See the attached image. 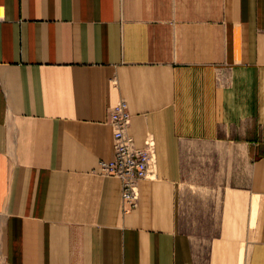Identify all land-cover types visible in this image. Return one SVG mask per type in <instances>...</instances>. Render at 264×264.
<instances>
[{
    "label": "crops",
    "instance_id": "obj_1",
    "mask_svg": "<svg viewBox=\"0 0 264 264\" xmlns=\"http://www.w3.org/2000/svg\"><path fill=\"white\" fill-rule=\"evenodd\" d=\"M0 11V264H264V0ZM121 100L154 146L134 209L98 166Z\"/></svg>",
    "mask_w": 264,
    "mask_h": 264
},
{
    "label": "built area",
    "instance_id": "obj_2",
    "mask_svg": "<svg viewBox=\"0 0 264 264\" xmlns=\"http://www.w3.org/2000/svg\"><path fill=\"white\" fill-rule=\"evenodd\" d=\"M2 13L0 11V18ZM108 123L113 131V159L100 161V174L111 176L121 181V197L128 209L137 207L139 192L138 183L151 176L154 169V146L151 139L141 149L134 146L128 134L130 116L127 103L119 101L109 110Z\"/></svg>",
    "mask_w": 264,
    "mask_h": 264
},
{
    "label": "rangeland",
    "instance_id": "obj_3",
    "mask_svg": "<svg viewBox=\"0 0 264 264\" xmlns=\"http://www.w3.org/2000/svg\"><path fill=\"white\" fill-rule=\"evenodd\" d=\"M212 208H215L217 210V204L216 202L212 203ZM210 213L213 215L212 218H209L210 220L208 221L209 223L207 224L205 221L202 220V226L205 227V225L207 226L206 228L210 229V227H213L214 225H220V218L219 216H217L218 211H210ZM187 229L189 227H186ZM217 235V234H216ZM214 235V236H216ZM210 236V235H208Z\"/></svg>",
    "mask_w": 264,
    "mask_h": 264
}]
</instances>
